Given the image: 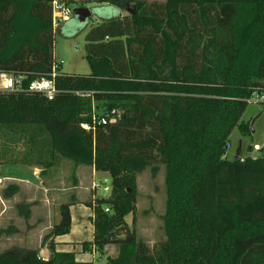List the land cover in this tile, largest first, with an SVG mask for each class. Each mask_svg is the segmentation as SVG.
<instances>
[{"label": "trees", "instance_id": "16d2710c", "mask_svg": "<svg viewBox=\"0 0 264 264\" xmlns=\"http://www.w3.org/2000/svg\"><path fill=\"white\" fill-rule=\"evenodd\" d=\"M54 1L0 0V72L26 74V85L52 73L48 6ZM59 1L94 4V17L107 6L116 16L92 29L91 74L59 76L61 93L53 101L0 92V133L10 136L0 146V163L34 164L37 158L43 166L61 157L108 174L111 196L87 204L95 234L82 245L99 253L117 247L107 264H264V155L227 158L235 129L251 135L243 121L248 101L264 96V0H166L158 9L144 0ZM180 42L191 56L186 66L179 61ZM198 56L201 69L192 59ZM113 109L122 112L117 123L95 132L81 128L94 112ZM19 134L33 135V148L21 159L9 145ZM36 134L43 150L34 148ZM156 165L165 167L166 240L149 247L126 218L137 209L138 175ZM71 207H60L61 221L45 243L70 233ZM49 249V261L35 250H5L0 264H95L57 253L53 241Z\"/></svg>", "mask_w": 264, "mask_h": 264}, {"label": "crops", "instance_id": "0c3cea01", "mask_svg": "<svg viewBox=\"0 0 264 264\" xmlns=\"http://www.w3.org/2000/svg\"><path fill=\"white\" fill-rule=\"evenodd\" d=\"M98 176L99 172L94 167H75L66 159H55L53 164L43 166L2 161L0 224L3 227L0 229L2 232L14 233L10 234L12 241L22 242L17 248L38 251L40 258L45 261L52 258L49 243L53 241L57 253H73L77 262L98 264L97 257L100 253L96 250L84 252L82 246L94 239L92 219L95 215L87 204L99 198L96 182ZM91 192L93 195H90ZM66 203H72L70 233L45 243V237L60 223V207ZM8 229L11 231H7ZM114 248L116 254L113 256H116L118 248Z\"/></svg>", "mask_w": 264, "mask_h": 264}, {"label": "rangeland", "instance_id": "374dc122", "mask_svg": "<svg viewBox=\"0 0 264 264\" xmlns=\"http://www.w3.org/2000/svg\"><path fill=\"white\" fill-rule=\"evenodd\" d=\"M149 3V6L155 4L154 9H158L166 0H144ZM76 8V5H72ZM96 7L94 4L87 5L84 8L93 9ZM48 11L52 14L53 7L48 6ZM114 9L110 7L99 8L98 16L91 17L87 24L80 23L76 17H72V20L62 27L60 26L55 31V49L54 56L56 62H63V65L60 69V72L68 76H86L91 74V67L86 59L87 56V45L89 42L90 36L93 34L92 29L101 24V20L106 19L107 16H116L114 14ZM190 13V12H189ZM54 16V14H53ZM121 16L126 17V13H123ZM100 18V19H99ZM191 24L196 26L200 33L204 34L203 28L196 23V17L191 16ZM173 33V32H172ZM125 41V38L122 39ZM176 41V39H174ZM163 46V44H162ZM185 42L178 43V56L181 65H185L191 60V56L188 54V51L185 48ZM195 59V65L198 69H201L204 60L202 57H193ZM264 102L252 103L249 105L243 121L249 123L251 127V135L244 137L238 129H235L231 136V148L227 152V158L230 161H233L237 158H248L251 156L260 157L264 155ZM106 109V108H105ZM30 134L18 135L19 141L16 140V143L11 144V151L16 156V158H23L27 148L30 150L33 148V141L31 140ZM35 142L34 148L36 150H43L45 144L40 135H34ZM7 135L4 137L0 133V146L8 142ZM16 137V138H18ZM41 138V139H40ZM255 145L261 146V151L254 152L253 147ZM34 165H38L36 161L37 158H34ZM56 159H62L57 157ZM69 161V160H67ZM71 162V161H69ZM72 163V162H71ZM156 168L149 167L137 178V209L133 215H129L126 218V221L129 225V229L134 231L137 239L146 243L149 247H154L160 242L166 240L163 216L166 212V187H165V167L163 165H156ZM107 180V183H105ZM98 185V197L99 198H109L112 192V180L108 174L99 173V176L96 179ZM108 187L110 192H105L104 188ZM93 195V192L90 193ZM20 226V224H16ZM3 225L0 224V228ZM21 227V226H20ZM1 230V229H0ZM7 231H11L8 229ZM12 232H2L0 231V254L5 250H9L15 247H18L22 242L20 240L12 241ZM10 235V236H9ZM20 238V237H19ZM18 245V246H17ZM116 254V248L109 247V249L100 253L97 257L98 264H107L108 256L111 257ZM104 257V261H103Z\"/></svg>", "mask_w": 264, "mask_h": 264}, {"label": "built area", "instance_id": "2783aa9c", "mask_svg": "<svg viewBox=\"0 0 264 264\" xmlns=\"http://www.w3.org/2000/svg\"><path fill=\"white\" fill-rule=\"evenodd\" d=\"M53 7V24L54 29L59 28L61 25L66 24L72 20L74 15L75 8L72 5H67L62 3L59 0H56L52 4ZM63 65V62H56L53 65L52 73L48 76H42L33 80L29 85H26V80L28 75L26 74H12L7 72H0V92L6 93H35L45 97L49 101H53L58 94L61 93L57 88L56 79L61 76L63 73L60 72V69ZM79 96H86V93L74 92ZM264 102V96L261 94H255L248 103H260ZM122 116V112L113 109L107 114H97L94 112L92 117V123H82L81 128L87 132H95L98 126H106L109 124L117 123ZM228 150L231 148V145H228ZM261 146L255 145L253 147L254 152L261 151ZM248 158L256 159L257 157L251 156ZM247 158H241V162H244ZM107 183V180L105 181ZM105 192H110L108 187L104 188ZM106 212H109V209H106Z\"/></svg>", "mask_w": 264, "mask_h": 264}, {"label": "water", "instance_id": "95a60500", "mask_svg": "<svg viewBox=\"0 0 264 264\" xmlns=\"http://www.w3.org/2000/svg\"><path fill=\"white\" fill-rule=\"evenodd\" d=\"M93 15L92 10L88 8H75L74 10V17L83 24H87Z\"/></svg>", "mask_w": 264, "mask_h": 264}]
</instances>
